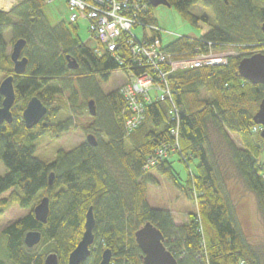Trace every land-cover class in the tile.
<instances>
[{"label": "trees", "instance_id": "trees-1", "mask_svg": "<svg viewBox=\"0 0 264 264\" xmlns=\"http://www.w3.org/2000/svg\"><path fill=\"white\" fill-rule=\"evenodd\" d=\"M47 1L20 0L9 13L0 12V70L11 71L7 49L17 40L25 41L22 56L27 59L25 73L13 80V121L0 124V163L7 170L0 176V214L9 203L29 210L0 234L12 264H43L51 253L58 264H66L82 237L89 208L95 220L94 241L82 264H99L108 249L110 264H143L134 234L147 222L160 231L178 264H264V251L251 244L235 215L229 187V181L241 183L254 195L264 224V139L252 120L264 98V86L244 81L237 71L241 59L264 53V0H166L183 20L209 27L199 38L176 37L163 46L165 51L177 58L192 57L206 51L208 44L215 52L231 45L239 55L229 57L224 66L168 73L172 103L152 96L143 104V120L131 132L125 130L130 116L125 97L119 88L104 93L100 83L115 72L127 78L146 72L161 84L157 73L130 52L136 42L130 35L123 36L132 41L130 46L122 41L113 56L105 51L97 54L79 39L76 24L68 19L50 24L43 12ZM194 7L210 10L212 18L194 14ZM148 9L141 19L158 27L154 9ZM7 29L10 44L4 39ZM66 57L76 61L77 70L67 69ZM159 68L168 71L166 65ZM65 92L70 93L68 108L82 100L91 121L85 133L93 136L96 146L85 141L45 163L34 156V142L46 129H57L58 136V131L70 128L71 120L50 123L61 108L57 99ZM32 97L48 113L36 128L26 130L21 115ZM90 100L96 107L94 117L87 110ZM171 104L177 120L170 115ZM162 148L166 155L146 169L147 161ZM173 157L189 171L184 184L174 172ZM194 160L197 164L191 171ZM157 176L196 205L197 211L180 226L171 211L152 208L147 201V186H157ZM42 193L49 199L46 224L32 213ZM35 231L41 240L29 249L24 238Z\"/></svg>", "mask_w": 264, "mask_h": 264}, {"label": "rangeland", "instance_id": "rangeland-1", "mask_svg": "<svg viewBox=\"0 0 264 264\" xmlns=\"http://www.w3.org/2000/svg\"><path fill=\"white\" fill-rule=\"evenodd\" d=\"M66 1L67 0H52L46 3L43 12L50 24H55L59 21H67L68 9L65 7ZM19 2L20 0H15L10 9ZM3 4L6 5L5 2ZM8 10L9 9H6L5 7H0V12H6ZM152 12L154 18L157 20L158 27L161 30L163 46L168 45L179 36L199 38L209 27L201 21L198 22L197 26L192 25L183 20L172 7L168 8L159 6L154 8ZM192 12L200 17L206 15L210 19L212 18L210 10L200 11L197 7H194ZM76 25L78 27L76 33L79 39L82 42H87L89 38L87 22L84 20H78ZM133 32L137 33L138 36H141L143 33L140 28L134 29ZM4 39L10 44L11 32L9 29L5 31ZM234 48L235 47L229 45L225 47L222 52L226 53L228 57L233 56L232 54L239 55V52ZM11 49L12 44L8 46V55L10 54ZM11 74L12 68L10 72L7 70H0V82ZM128 81V78L122 73L115 72L110 76L107 82L100 83V88L104 93H108L120 88L123 84H127ZM69 97L70 93L65 92L57 99V104L61 108L59 107L60 111L56 116L51 117L50 123L56 125L58 122L63 123L71 120L72 124L70 125V128L65 132L58 131V136H55L57 129H46L34 142L36 147L34 156L42 162L49 163L54 160L59 151H70L85 142V136L87 135L85 130L88 129V126L91 123L90 118L86 116V107L82 105L81 99L77 100L73 107L68 108ZM52 106L57 105L53 103ZM171 161L173 162L172 167L174 172L178 175V178H180L181 183L184 184L188 177V169L175 157H173ZM196 164L197 160L190 162L191 171L195 170L194 168ZM6 172L7 170L3 164L0 163V176H3ZM157 178L159 182L157 186H147V201L150 207L171 211L175 218V224L177 226L182 225L187 221L189 213L197 211L196 205L188 201L168 180L159 176H157ZM229 187L235 215L239 220L242 230L253 246H257L260 251H264V224L258 214L254 195L246 191L241 183L229 181ZM43 196L42 193L38 201H40ZM28 212L29 210L20 209L17 205L12 203L4 206L3 212L0 214V234L5 227L21 219ZM0 259L4 264H12L7 257L6 239L3 236L0 239Z\"/></svg>", "mask_w": 264, "mask_h": 264}, {"label": "built area", "instance_id": "built-area-1", "mask_svg": "<svg viewBox=\"0 0 264 264\" xmlns=\"http://www.w3.org/2000/svg\"><path fill=\"white\" fill-rule=\"evenodd\" d=\"M144 0H67L68 22L76 24L78 20L87 22V32L89 46L94 48L97 54L105 51L112 56L122 46V41L129 46L132 41L123 39L124 35H130L134 44L130 46L133 56L139 58L146 67L158 75L161 84L153 79L151 74L146 72L134 77H129L127 84L119 88V92L125 97L127 110L130 113L125 121L126 132H131L143 120V104L149 101L152 96L155 100H168L172 103L171 93L166 83L165 76L173 71L193 68L216 67L227 64V54L215 52L208 44L206 51L198 52L192 57H180L171 53L163 52L161 30L156 25L145 23L140 17L151 6ZM142 29L148 38L133 34L134 29ZM152 34H157L153 36ZM159 34V35H158ZM180 37V36H179ZM142 41H137V39ZM129 41V42H128ZM131 41V42H130ZM233 56H237L232 54ZM140 62V63H141ZM166 65L168 71H161L160 66ZM177 110L171 104L170 115L177 120ZM171 134L177 138V130L172 129ZM166 148L158 149L153 158L149 159L145 168H149L157 159L166 155Z\"/></svg>", "mask_w": 264, "mask_h": 264}, {"label": "water", "instance_id": "water-1", "mask_svg": "<svg viewBox=\"0 0 264 264\" xmlns=\"http://www.w3.org/2000/svg\"><path fill=\"white\" fill-rule=\"evenodd\" d=\"M151 8L164 6L170 8L166 0H148ZM8 10L4 13H9ZM264 34V24L261 26ZM25 46L24 40H17L13 45L9 58L13 64L12 74L5 77L0 82V95L2 104L0 107V124H10L13 121L11 109L16 100V94L13 87L15 76H21L26 71L27 59L21 58L22 50ZM67 69L75 71L78 69L76 61L66 57ZM237 71L239 76L252 85L264 86V53H255L249 57H245L239 61ZM87 110L90 116L96 115V107L93 100L88 101ZM48 109L37 98L32 97L22 111V120L26 130H32L42 122ZM253 123L260 127L259 135L264 139V98L261 100L258 110L253 116ZM86 142L91 146H96L95 139L92 135L86 138ZM54 174L49 176L48 184L52 185ZM35 219L41 224H46L49 214V199L42 198L39 203L32 209ZM95 220L92 208H89L85 215L84 232L76 247L69 254L66 264H82L90 256V247L93 244V228ZM135 243L142 254L143 264H178L173 255L165 248L164 239L160 231L151 223L147 222L140 227L134 234ZM41 234L39 232H28L25 235L24 243L27 248L31 249L40 243ZM111 251L105 250L102 253L99 264H110ZM43 264H58L56 254H49L45 257Z\"/></svg>", "mask_w": 264, "mask_h": 264}, {"label": "bare ground", "instance_id": "bare-ground-1", "mask_svg": "<svg viewBox=\"0 0 264 264\" xmlns=\"http://www.w3.org/2000/svg\"><path fill=\"white\" fill-rule=\"evenodd\" d=\"M6 3V5L5 4H3V3ZM15 2V0H0V7H5L6 9H9L10 10V7H11V5H12V3H14ZM86 44H88V42H85ZM89 45V44H88ZM163 52H167V51H165L164 49L162 50ZM168 53V52H167ZM227 58H229L228 56H227ZM227 62H228V60H227ZM51 186V185H50ZM44 197H46V196H44ZM43 197V198H44ZM42 199V198H41Z\"/></svg>", "mask_w": 264, "mask_h": 264}, {"label": "flooded vegetation", "instance_id": "flooded-vegetation-1", "mask_svg": "<svg viewBox=\"0 0 264 264\" xmlns=\"http://www.w3.org/2000/svg\"><path fill=\"white\" fill-rule=\"evenodd\" d=\"M24 57L21 55V58ZM12 69H13V64H12ZM40 124V123H39ZM36 128V127H35ZM87 135L85 136V141H86V138L90 135L89 133H86ZM89 134V135H88Z\"/></svg>", "mask_w": 264, "mask_h": 264}, {"label": "crops", "instance_id": "crops-1", "mask_svg": "<svg viewBox=\"0 0 264 264\" xmlns=\"http://www.w3.org/2000/svg\"><path fill=\"white\" fill-rule=\"evenodd\" d=\"M50 1H52V0H50ZM50 1H47V2H50ZM66 7V6H65ZM65 10H66V8H65Z\"/></svg>", "mask_w": 264, "mask_h": 264}]
</instances>
